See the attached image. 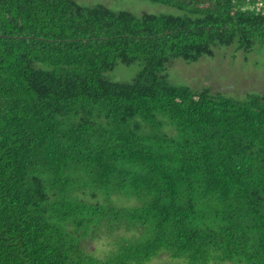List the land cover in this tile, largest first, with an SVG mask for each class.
<instances>
[{
	"label": "trees",
	"instance_id": "16d2710c",
	"mask_svg": "<svg viewBox=\"0 0 264 264\" xmlns=\"http://www.w3.org/2000/svg\"><path fill=\"white\" fill-rule=\"evenodd\" d=\"M146 1L0 0V264H264V96L166 74L263 51L264 0Z\"/></svg>",
	"mask_w": 264,
	"mask_h": 264
},
{
	"label": "rangeland",
	"instance_id": "374dc122",
	"mask_svg": "<svg viewBox=\"0 0 264 264\" xmlns=\"http://www.w3.org/2000/svg\"><path fill=\"white\" fill-rule=\"evenodd\" d=\"M84 4H104L113 11H126L134 15H160L167 8L146 0H74ZM257 48V47H256ZM245 54L237 52L235 46L216 48L212 58L202 57L197 64H186L174 61L167 69L168 81L173 86H187L194 90L208 89L212 94H221L235 100H244L247 95L264 96V49H256ZM141 66L134 64L126 66L118 64L115 69L106 74L108 80L114 83H131L140 72ZM131 206L133 202H120ZM112 238L101 233L88 249L103 259L109 254L113 245ZM149 264H171L166 257H160Z\"/></svg>",
	"mask_w": 264,
	"mask_h": 264
}]
</instances>
